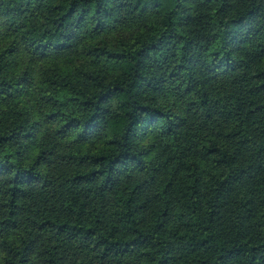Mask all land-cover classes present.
<instances>
[{"label":"trees","instance_id":"trees-1","mask_svg":"<svg viewBox=\"0 0 264 264\" xmlns=\"http://www.w3.org/2000/svg\"><path fill=\"white\" fill-rule=\"evenodd\" d=\"M0 264H264V0H0Z\"/></svg>","mask_w":264,"mask_h":264}]
</instances>
